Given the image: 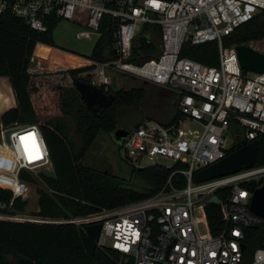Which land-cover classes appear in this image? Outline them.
I'll return each mask as SVG.
<instances>
[{
	"label": "built area",
	"instance_id": "2783aa9c",
	"mask_svg": "<svg viewBox=\"0 0 264 264\" xmlns=\"http://www.w3.org/2000/svg\"><path fill=\"white\" fill-rule=\"evenodd\" d=\"M263 10L264 0H0V15L19 18L41 33L53 21H68L78 27V39L98 40L107 20L119 58L96 64L83 59L80 68H88V83L107 93L109 72L116 71L170 89L179 98L174 120L167 125L148 120L128 131L119 156L135 169L144 163L169 169L181 164L179 173L186 178L184 188L169 185L155 196L87 216L46 218L38 215L39 204L28 214L32 191L38 203L40 172L54 170L48 147L38 125L1 126L0 161L12 167L0 164V189L11 193L9 201L0 199V221L75 225L84 231L101 225L97 249L120 254L116 264H242L245 231L264 224L250 208L254 191L264 186V165L202 183L194 176L226 158L239 141L248 144L264 136V74L244 75L236 46L223 44ZM152 28L160 30V57L142 65L129 62L134 40ZM209 42L218 44V66L180 56L186 43ZM244 45L264 54V40ZM23 173L40 181L23 179ZM252 183L259 187L252 190ZM213 198L219 200L218 235L212 234L206 213ZM18 200L27 202L24 212L16 210ZM251 264H264V248L255 250Z\"/></svg>",
	"mask_w": 264,
	"mask_h": 264
},
{
	"label": "trees",
	"instance_id": "16d2710c",
	"mask_svg": "<svg viewBox=\"0 0 264 264\" xmlns=\"http://www.w3.org/2000/svg\"><path fill=\"white\" fill-rule=\"evenodd\" d=\"M106 20L103 35L95 43L91 56L84 60L105 63L119 58L115 39ZM59 22L53 21L48 31L32 30L23 20L9 14L0 15V78H7L15 95L16 105L0 118L1 126L38 125L48 147L51 163L55 171L54 179L41 177L45 188L38 190L39 216L46 218H70L87 216L105 209H114L152 197L164 188L181 189L186 186V178L179 173L183 167L172 168L148 165L143 169H133L137 177L151 186L148 191L139 192L134 188L122 187L108 171L100 170L93 163L92 149L101 135H113L118 129L119 110L137 104L143 91L137 89L114 91L115 101L104 113L92 114L80 98L74 80L89 82L84 72L88 68L69 69L64 72L41 73L30 70L34 50L39 43L54 45L53 31ZM83 21L81 25H85ZM146 30L148 28H145ZM152 33L140 34L133 42V52L129 62L142 65L162 54L159 28ZM264 39V10L253 20L238 27L223 40L226 47L249 44ZM75 54V53H74ZM181 57L196 60L207 66L219 65V50L216 42L198 46L183 45ZM82 58V56H80ZM83 59V58H82ZM247 75V72H244ZM12 94L6 81H0V113L8 109ZM177 112L171 119L174 120ZM170 121V122H171ZM169 122V123H170ZM166 123L165 125L169 124ZM141 122L126 124L131 131ZM259 147L255 164L264 165V136L258 139ZM247 145L245 140L236 143L229 154ZM4 162V163H3ZM0 164L12 167V164ZM23 179L33 183L37 180L22 174ZM170 180V183H169ZM170 185V186H169ZM258 183H252L255 190ZM221 197L220 193H217ZM11 193L0 189V199L9 201ZM27 202L18 200L15 208L24 212ZM208 223L213 235L222 229L220 208L206 207ZM85 231L75 225H36L0 221V256L9 262L23 258L22 264H116L120 254L113 250L97 249L89 256L84 247ZM244 259L242 264H251L256 249L264 248V224L245 231ZM132 264V263H129Z\"/></svg>",
	"mask_w": 264,
	"mask_h": 264
},
{
	"label": "rangeland",
	"instance_id": "374dc122",
	"mask_svg": "<svg viewBox=\"0 0 264 264\" xmlns=\"http://www.w3.org/2000/svg\"><path fill=\"white\" fill-rule=\"evenodd\" d=\"M78 30L75 24L68 21H60L53 31L54 45L39 43L36 46L31 59L30 70L51 74L53 72H64L69 69L80 68L82 61L84 62L83 59L91 56L97 39H78L76 37ZM261 41L252 43L256 44ZM247 74L249 75V73ZM109 75L112 78L111 87L114 91H127L131 89L143 91L142 99L137 104L119 110V119L121 122L119 123L118 129H124L126 124L133 121L142 123L152 120L166 124L171 121L177 112L179 98L174 91L116 71H110ZM0 80L10 83L7 78H0ZM11 101L12 104H10L7 110L0 113V115H3L14 106L15 102L13 98ZM119 146L120 144L116 143L111 135H101L98 143L92 149L94 152L93 163L95 167L108 171L122 187L134 188L139 192L151 189L148 183L133 174L132 170L134 168L120 158ZM0 149L2 150V148ZM160 162L164 165L171 164L168 160L164 159L160 160ZM8 164L11 163L8 162ZM144 166H148V163H144ZM35 179L40 181L38 177H35ZM40 187L42 189L45 188V185L41 181ZM31 194L33 197L29 200L26 210L28 214L38 211L37 197L33 191ZM200 230L203 232V227Z\"/></svg>",
	"mask_w": 264,
	"mask_h": 264
},
{
	"label": "water",
	"instance_id": "95a60500",
	"mask_svg": "<svg viewBox=\"0 0 264 264\" xmlns=\"http://www.w3.org/2000/svg\"><path fill=\"white\" fill-rule=\"evenodd\" d=\"M239 64L247 73L264 74V54L254 50L248 45H238L235 47ZM81 100L94 114H102L106 112L114 103L115 96L107 94L102 89L92 85L91 83L82 82L79 79L74 80ZM128 131L118 129L114 132L113 139L116 143H121L126 138ZM5 139L10 143V131L5 133ZM259 147V141L255 140L240 149L230 153L226 158L218 161L209 167H206L194 176L197 183L206 182L216 178L228 176L240 172L242 169H250L254 166L256 155ZM43 177L54 179L56 177L54 170H43L40 172ZM210 203L219 205V200L213 198ZM251 211L264 217V186L256 189L251 199ZM101 230V225H92L85 227L86 236L84 238V247L89 256L95 254L97 250V242ZM245 249V245L242 246ZM15 262H9L4 256H0V264H22L23 258L14 254ZM36 264H44L39 260Z\"/></svg>",
	"mask_w": 264,
	"mask_h": 264
},
{
	"label": "crops",
	"instance_id": "0c3cea01",
	"mask_svg": "<svg viewBox=\"0 0 264 264\" xmlns=\"http://www.w3.org/2000/svg\"><path fill=\"white\" fill-rule=\"evenodd\" d=\"M1 81V80H0ZM6 83L8 84V86L10 87V90H11V94H12V98H13V100H14V106L16 105V100H15V95H14V92H13V90H12V87H11V85H10V83H8L7 81H6ZM11 104H12V102H11ZM13 106V107H14ZM2 116V115H1ZM118 130V129H117Z\"/></svg>",
	"mask_w": 264,
	"mask_h": 264
},
{
	"label": "flooded vegetation",
	"instance_id": "af4514ba",
	"mask_svg": "<svg viewBox=\"0 0 264 264\" xmlns=\"http://www.w3.org/2000/svg\"><path fill=\"white\" fill-rule=\"evenodd\" d=\"M125 129V128H124ZM126 130V129H125ZM113 135H114V133H113ZM113 135H111L112 136V138H113Z\"/></svg>",
	"mask_w": 264,
	"mask_h": 264
},
{
	"label": "bare ground",
	"instance_id": "6f19581e",
	"mask_svg": "<svg viewBox=\"0 0 264 264\" xmlns=\"http://www.w3.org/2000/svg\"><path fill=\"white\" fill-rule=\"evenodd\" d=\"M82 63H83V61H82Z\"/></svg>",
	"mask_w": 264,
	"mask_h": 264
}]
</instances>
